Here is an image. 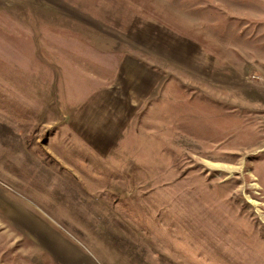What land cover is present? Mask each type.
<instances>
[{
    "label": "rangeland",
    "instance_id": "374dc122",
    "mask_svg": "<svg viewBox=\"0 0 264 264\" xmlns=\"http://www.w3.org/2000/svg\"><path fill=\"white\" fill-rule=\"evenodd\" d=\"M0 264H264V0H0Z\"/></svg>",
    "mask_w": 264,
    "mask_h": 264
},
{
    "label": "crops",
    "instance_id": "0c3cea01",
    "mask_svg": "<svg viewBox=\"0 0 264 264\" xmlns=\"http://www.w3.org/2000/svg\"><path fill=\"white\" fill-rule=\"evenodd\" d=\"M157 69H152L151 67L149 68L146 64L142 63L141 60H122L121 63H120V68H119V71H118V74H119V79H123L125 81H127V76L130 75L129 79H128V83H127V86L125 85V83L122 81L121 79V83L120 84L118 83V85L120 86L119 90H117L115 93V97H114V102L119 104V116H118V122L119 124L122 122L121 126L122 127V130H123V121L125 120V115H123L124 113V105L128 104L130 105L131 108H135L133 113H137L139 111V105H140V100L137 102L136 101H133L132 97L135 96V91H139L138 93L140 94L141 90L146 87L144 86L140 81H144V80H147L145 79L146 77V74L147 73H150V75H153L155 73H157ZM144 79V80H142ZM133 82V84L131 83ZM130 83V85H128ZM129 86H133V88L130 89V98L132 99H125L124 97V94H123V91L122 90V87H129ZM121 91V92H120ZM109 98L112 97V95L109 93L108 94ZM140 96V95H138ZM143 96H146V95H143ZM137 107V108H136ZM118 110V109H117ZM121 113V114H120ZM133 114V115H134ZM129 120L132 119V117L128 118ZM84 118L82 116H78L77 117V120L75 122L76 124V128L78 129V131L82 130L84 133L86 130H89L88 132H90L94 127H89V124L86 125L85 122H84ZM76 129V130H77ZM121 130V131H122ZM94 133V131H93ZM106 131H103V135H106L105 134ZM98 134V137L101 135L100 132H97ZM108 134V133H107ZM101 143V142H100ZM107 143H111V141H108ZM99 144V143H98Z\"/></svg>",
    "mask_w": 264,
    "mask_h": 264
}]
</instances>
